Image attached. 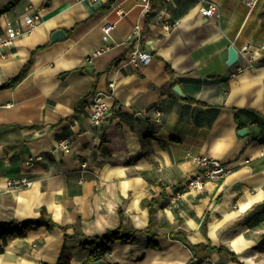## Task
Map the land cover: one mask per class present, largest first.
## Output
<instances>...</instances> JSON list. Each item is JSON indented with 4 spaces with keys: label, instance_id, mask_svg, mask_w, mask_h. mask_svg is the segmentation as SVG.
<instances>
[{
    "label": "crops",
    "instance_id": "1",
    "mask_svg": "<svg viewBox=\"0 0 264 264\" xmlns=\"http://www.w3.org/2000/svg\"><path fill=\"white\" fill-rule=\"evenodd\" d=\"M214 1L211 16L199 0H172L165 16L162 0L149 10L143 0H18L0 15V31L11 20L25 32L26 18L39 16L0 58V264H57L65 242L68 264H83L84 243L119 227L120 209L138 233L115 241L102 264H264V0ZM137 26L153 53L141 66L127 60ZM57 29L66 37L53 41ZM232 46L239 54L229 64ZM98 91L111 113L97 125ZM195 155L233 169L182 191ZM23 175L32 186L9 184ZM41 208L53 229L21 235L7 225L35 220ZM178 230L186 235H170Z\"/></svg>",
    "mask_w": 264,
    "mask_h": 264
},
{
    "label": "built area",
    "instance_id": "2",
    "mask_svg": "<svg viewBox=\"0 0 264 264\" xmlns=\"http://www.w3.org/2000/svg\"><path fill=\"white\" fill-rule=\"evenodd\" d=\"M172 0H162L158 14L161 16H165L168 11V5ZM250 2L252 0H249ZM152 0H143V6L145 9L149 10L151 8ZM199 11L204 16H211L217 11V4L214 0H199ZM39 16L33 15L26 18V23L29 25V29L25 32L22 31L15 23L11 20H7L4 26V30L0 31V58L3 55V48L6 45L13 44L14 41L24 33L31 31V29L38 23ZM114 24L108 23L104 26V31L109 34L111 29H113ZM131 37L134 39V45L131 51L128 54L127 60L135 66H141L148 64L152 58V51L144 45L143 36L141 32V28L137 26ZM108 46H101L95 50H93L86 61L88 64L93 63L94 58L103 53ZM245 53H248V48L244 49ZM106 93L103 91L96 92L91 100V120L94 124H102L106 119H108L110 115V106L107 104L105 100ZM160 113V111H158ZM59 146L64 149L65 152H69L71 150V142L68 138H63L59 141ZM264 156V152L261 153ZM42 155L31 156L27 163H33L38 160H41ZM196 165L195 172L187 179V184L183 188L182 191L186 190H200L203 189L205 184L208 181L212 180H220L226 177L232 171V167L219 159L212 158L207 155H195L192 157ZM250 159H246V162H249ZM85 165V163H84ZM10 185H14L17 187L27 186L30 187L33 185V180L28 176L23 175L19 178L12 179L9 182ZM179 192L175 196H173V201H176V198L180 195ZM107 254V253H106ZM83 264H92V261H86ZM104 264H117L115 262H106Z\"/></svg>",
    "mask_w": 264,
    "mask_h": 264
},
{
    "label": "trees",
    "instance_id": "3",
    "mask_svg": "<svg viewBox=\"0 0 264 264\" xmlns=\"http://www.w3.org/2000/svg\"><path fill=\"white\" fill-rule=\"evenodd\" d=\"M18 0H12L6 5H3L0 7V15L8 10H10ZM161 0H152L151 5L152 7L155 6L156 3H160ZM121 58L117 59L119 61ZM168 72L172 74V70L168 67L167 68ZM21 77V76H20ZM20 77H17L15 80H12L10 82L5 83L2 87L9 86L11 83H14ZM149 207H150V225L147 228L148 231H151V226L154 223V214H155V209L153 208V203L149 202ZM41 215L39 218L35 220H27L24 222H16V221H11L8 222V226L13 227V229H17V233L19 234H24L26 230L34 227H39L42 225H45L48 229H53L55 226H57V223L52 219V217L48 214L46 209L41 208ZM120 215H121V224L119 227L109 230L103 235L99 236H94L92 238H89L90 240L86 241L84 243V246L88 249V257L89 260H97L100 259L106 252L111 250L112 244L115 241H121V242H132L136 239V234L138 233V230L133 228L131 225H129L125 221V216L123 214L122 209L119 210ZM14 231V230H13ZM80 233V232H79ZM171 236H180L184 237L186 233L184 231L178 230L171 232ZM68 235L66 234V237ZM158 236L157 233H154V237ZM220 252H226L227 254L231 255L235 261H238L236 253L229 250L228 248L221 246L218 249ZM71 259V252L69 245L67 242L64 243L58 262L57 264H68ZM239 262V261H238ZM241 264V263H240Z\"/></svg>",
    "mask_w": 264,
    "mask_h": 264
},
{
    "label": "water",
    "instance_id": "4",
    "mask_svg": "<svg viewBox=\"0 0 264 264\" xmlns=\"http://www.w3.org/2000/svg\"><path fill=\"white\" fill-rule=\"evenodd\" d=\"M66 37V32L63 29H57L54 31L53 35H52V40L53 41H59L62 40ZM238 50L235 47H230L229 49V58H228V63L232 64L234 63L237 59H238ZM92 68H89L88 70L91 71ZM173 91L179 95V96H183V91L182 88L179 84H176L173 86ZM239 134L241 136H247L250 134V130L247 127H244L242 129L239 130ZM103 263V259H97V260H93L92 264H102Z\"/></svg>",
    "mask_w": 264,
    "mask_h": 264
}]
</instances>
